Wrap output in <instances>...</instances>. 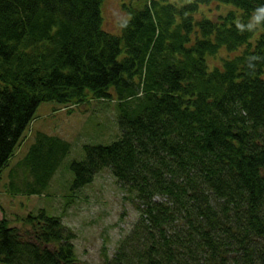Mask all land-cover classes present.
I'll use <instances>...</instances> for the list:
<instances>
[{
  "label": "trees",
  "instance_id": "1",
  "mask_svg": "<svg viewBox=\"0 0 264 264\" xmlns=\"http://www.w3.org/2000/svg\"><path fill=\"white\" fill-rule=\"evenodd\" d=\"M101 2L0 0V171L40 102L115 93L120 134L69 164L71 190L108 168L138 213L102 264H264V0H126L117 32ZM34 136L11 193L69 149ZM74 238L44 207L2 216L0 263L79 264Z\"/></svg>",
  "mask_w": 264,
  "mask_h": 264
},
{
  "label": "rangeland",
  "instance_id": "2",
  "mask_svg": "<svg viewBox=\"0 0 264 264\" xmlns=\"http://www.w3.org/2000/svg\"><path fill=\"white\" fill-rule=\"evenodd\" d=\"M124 1L102 0L105 30H119L120 22L126 18ZM68 107L54 100L42 101L36 107L7 165L0 171V217L12 219L44 207L48 213L60 215L64 225L75 233L73 243L79 264H102L104 255H112L138 213L108 168L96 173L91 182L71 190L69 164L83 158V144H107L118 137L117 97L112 93L109 98H90L71 112ZM37 132L67 140L69 149L41 193H11L6 185L8 170L25 153Z\"/></svg>",
  "mask_w": 264,
  "mask_h": 264
},
{
  "label": "clouds",
  "instance_id": "3",
  "mask_svg": "<svg viewBox=\"0 0 264 264\" xmlns=\"http://www.w3.org/2000/svg\"><path fill=\"white\" fill-rule=\"evenodd\" d=\"M261 11H264V9H261ZM257 19H259V18L257 17ZM240 27H242V26H240Z\"/></svg>",
  "mask_w": 264,
  "mask_h": 264
}]
</instances>
